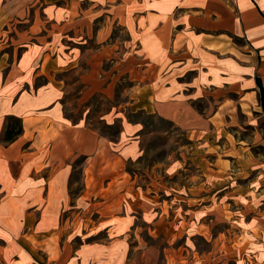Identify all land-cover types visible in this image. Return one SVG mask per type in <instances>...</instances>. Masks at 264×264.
I'll list each match as a JSON object with an SVG mask.
<instances>
[{"label":"crops","instance_id":"obj_1","mask_svg":"<svg viewBox=\"0 0 264 264\" xmlns=\"http://www.w3.org/2000/svg\"><path fill=\"white\" fill-rule=\"evenodd\" d=\"M263 92L264 0H0V264H38L37 243L61 238L69 211L81 229L64 241L108 242L64 247L66 264H123L144 226L172 224L170 190L193 212L206 192L211 219L189 222L211 256L228 257V234L211 226L228 224L229 194L264 195ZM140 116L183 131L192 152L164 172L132 170L145 153ZM10 118L23 130L5 142ZM247 225L231 241L247 237L264 264V217Z\"/></svg>","mask_w":264,"mask_h":264},{"label":"rangeland","instance_id":"obj_2","mask_svg":"<svg viewBox=\"0 0 264 264\" xmlns=\"http://www.w3.org/2000/svg\"><path fill=\"white\" fill-rule=\"evenodd\" d=\"M139 119L146 125V134L142 142L145 153L140 161V165L134 166V169L132 168V170L137 171V169H140V172L143 174L144 172H147L148 169L154 168L159 162L162 166H159L158 172H164L173 158L178 157L180 153L189 155L187 153L192 152L191 148L193 143L188 141L183 131L176 129L170 123L159 119L145 116H140ZM262 127L264 128V118ZM253 133V127L251 129L245 128L244 134L239 136L250 139L253 137ZM230 143L234 145L233 138H231ZM254 150L256 155L264 157V146H260ZM235 155L238 156L236 152L232 154V156ZM170 156L173 157L171 158ZM229 157L230 156H219L218 167H220L221 171L224 169L223 164L230 167V162H222V159H229ZM239 159H243V156L240 154ZM263 159L264 158L261 159V162ZM190 171V174H192L193 168H191ZM259 172L261 174L259 177H264V169ZM246 173V175H250L251 179L258 176L257 173H252L250 167H246ZM186 174H188V172H186ZM146 177L148 178L149 176L146 175ZM78 178L79 177L77 176L76 179ZM235 180L237 182L241 180V178ZM242 180L243 181H240V183L244 182V179ZM161 181L164 186H172V181L168 178L161 177ZM230 181L233 180L230 179ZM245 182L247 183L248 180ZM261 183L264 184V180H262ZM181 184H183V182H181ZM180 196L181 195L173 190L163 193V198L167 202L165 204V219L172 224H165L164 227L160 228L158 233H150L149 227L144 226L146 230H143L142 232L143 237H136V241L129 243L130 252L128 257L125 258L123 264H258L256 255L250 251V245L252 242H247V237H241L239 243H232L231 240H233V236L238 235L243 230H248L249 226L247 223L250 222L251 218L254 216L264 217V195L256 196L253 193H245L241 195L229 194L228 197L237 196L239 198L237 199L238 203H236L233 198L229 199V208L226 210L227 212L224 213L226 218L229 219L228 224L221 225L219 223L212 224L211 226V231L214 235L218 234L221 230L228 234V238L223 237L226 242L224 249L226 250L228 247V257L225 258L211 256L208 253L211 250L210 244H208L204 237L195 234L194 227L189 222L190 220L194 221L195 219L203 220V217L211 219L208 214H204L201 210L204 205L209 206L206 192L204 191L197 194V198L196 195H194L195 199L191 201L197 206L194 212L190 211L187 205H183L185 201L182 198H179ZM219 196H222V193ZM182 197L188 198L186 194H182ZM217 200V197L214 198L213 203L215 204ZM67 214L64 216L63 213L61 216L63 222L66 220V226H62L61 238L56 236L51 242L37 243L38 246L41 247L39 250L40 257L37 260L38 264H66L68 258L64 257V247L68 248L69 251L73 250L75 252L77 248L86 245L108 242L102 241L101 234L97 236H73L71 241H64L66 235L70 233L74 234L72 233L74 229L75 231H80L81 229V224L75 226L80 217L78 213H72L69 211ZM218 217L220 221L221 217L219 215ZM237 218H241L239 226L232 224ZM180 220L186 221H181V224L184 222V225L179 229V226H181ZM207 222L210 223V220H207ZM90 223L91 222H88L87 225ZM150 228H152V230L155 229L153 226H150ZM167 229H169V231H167ZM177 233L178 237L175 236ZM75 235H77V233H75ZM42 246L45 247L46 253ZM229 248L233 249L235 253H237L236 249H240L245 253L243 254L244 257L237 259L238 256L232 253L233 251H230ZM206 254L207 257L205 256ZM244 258L245 262L243 260Z\"/></svg>","mask_w":264,"mask_h":264},{"label":"trees","instance_id":"obj_3","mask_svg":"<svg viewBox=\"0 0 264 264\" xmlns=\"http://www.w3.org/2000/svg\"><path fill=\"white\" fill-rule=\"evenodd\" d=\"M262 107L264 109V92L262 95ZM22 130L23 129H22L21 123L18 120H16L15 118H10L8 120V126L6 129V132L3 136V140L5 142L13 141L18 135H20L22 133Z\"/></svg>","mask_w":264,"mask_h":264}]
</instances>
